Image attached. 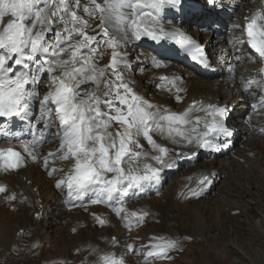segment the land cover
I'll return each mask as SVG.
<instances>
[{"label": "bare ground", "instance_id": "1", "mask_svg": "<svg viewBox=\"0 0 264 264\" xmlns=\"http://www.w3.org/2000/svg\"><path fill=\"white\" fill-rule=\"evenodd\" d=\"M212 1L215 2V4L209 3V0H204L207 13L201 14L199 17H197V16H192L189 13H186L183 8L179 7V5L183 2V0H180V3L177 5L165 3L161 5L159 8L149 7L148 4H150L151 0H139V8L137 9V12H139V16L137 17L133 15V9L124 8L122 11L124 15L126 16L125 21L121 24L119 28L109 25L108 35H105L99 27L100 14L97 12L99 16V23H98V27L100 29L99 36H101L104 39L103 42L100 41L99 44L101 45V42H102L103 43L102 46H104L106 49L104 48L101 49L102 47L100 45L99 47L96 46L95 48H92V45H91L90 47H84L80 49V53L84 57H92L94 60V63L99 68H106L107 64L109 63L111 52H112V49L108 47V44L113 39L118 41L119 43H118V47L116 50L124 53L125 54L124 59L127 61L126 65L125 64L118 65V70L123 75L124 81L128 83L130 87L134 88V92L137 93L139 96H141L143 99L150 102L154 106L151 109L153 113H159V114L184 113L185 110L189 109L187 106V103L189 101L187 102V100L209 99V97L211 96H210V93L208 92H210L211 90H215L219 97H222V99L226 101L227 103L230 102V104H232L231 108L233 110H232L231 117L233 120L231 121V123H233L234 126L237 127L236 128L228 124L227 129L229 130L230 135H224L223 133H221V134H215L213 137H211V139L213 140L212 144L215 145V147H210L205 154L201 155V157L205 156L206 154L210 156V159H208L207 162H204V163H198V162L196 163L195 159L190 160V161L184 160V158L188 155H196L199 153L200 148L197 146L196 143L189 144L187 143V141L177 142L179 140L178 137L173 138V136L168 135L166 131L163 135H161V132L157 130V131L152 132V136L155 142L158 145H161L168 150V153L165 157V159L168 161V164H165V165L157 164L154 160H152V156L159 155V153L155 151L147 143L146 140H144L143 136L139 137L138 139L140 143L143 145V148L139 149V151L146 153V155L140 157L138 163H131V161H129L126 158L124 161V167L128 168L129 166H131L134 169H137V168L140 169L142 172L144 164H152L153 167L163 170L162 175L165 176L164 179L166 180L162 181V179H159L157 182H152L150 184H144L138 189L132 188V191L130 192V196L126 200L122 199L120 196L115 195V196H112L110 200L102 198L103 202L96 203V204L92 203L93 204L92 207L94 209H97L99 207L98 205L103 206V209L105 210V212L102 211L101 209H98L97 211L95 210L94 215L98 218L99 221L102 220L104 222L102 224L99 222L102 226H107L108 228H111L113 232H116V230L114 227H112V224L109 223L108 220L109 219L111 220L112 217L114 216L111 215L110 213L111 211L110 212L108 211L109 207H112L113 210L117 207H123L124 214H123V222L121 223L122 227H127L124 217L131 216L132 212H136L138 214L147 213V215L144 216V219L152 217V219L158 220L159 219V218L157 219L158 215H160L161 212L164 211L161 200H164V197H163L164 194L168 192V189H171V191H169L170 193L169 196H167L168 198L165 197L166 200H169V203L166 205V208H165L166 217L163 220L165 224V230L163 229V231H161L160 233H155L156 235L158 234L160 236H166L167 233H175L176 230H178V228L176 227L177 220L175 218L178 217V215L185 214L188 200L195 201L198 198H202L203 200L208 201V200L214 199V197H207L209 194H208V191H205L206 186L210 184L211 178L213 179V183L211 184V187H210L212 190L215 187V184L218 185V182H219L218 179L219 177H221V174L224 171H226L228 168H232L233 166L234 167L238 166L241 168L244 167L243 172L246 175V177H252L254 174L255 167L249 168V166H247L245 163L239 164L243 158H241V156L238 154H235L233 155V157H230V158H234V157L235 158L232 162H230L228 166L224 167L223 165L222 166H216V165L221 164L220 162L225 160L224 157L225 156L227 157L228 155L227 153H228V150L231 148L232 142L236 140V136H235L236 130L237 132H239L240 130H243L244 133L249 135L248 138L244 139L243 145L247 144V146H249L252 149L255 146H259L260 148L264 146V142L262 138H260L261 135H259L258 132L256 133V128L254 125L255 117L258 118L257 116L258 114L253 113L251 116H249L250 120L246 122V124H244V121L242 122L237 119L239 118V116L233 115L234 113H243L245 105H247V103L249 102V100H246L247 97L245 96V93L249 91V81L257 77L256 73L254 72L247 73V71H245L244 68L242 69L240 66L238 67L234 65L235 63H238L239 61H241L239 62V64L242 65L244 64L243 61L248 58L250 59L246 60L245 61L246 63H253V64L258 65V60L254 57L255 55L253 54L254 49H252L248 45L247 40L244 37V34L242 32L243 18L246 17L247 15H250L251 13L253 14L257 10L264 12V1H261L258 3H251V2L244 3L241 0H238L239 2H237V0H212ZM42 4L44 6H42ZM236 5L238 6V8H242L243 10L240 12L239 15L234 14V17H233L234 24L231 26V28L233 29L235 33H232L233 36H231V38H233L235 42L233 40H229L228 38H224V37L218 38V39L217 37L215 38L212 37L206 44L207 47L211 43L215 44L213 46L214 48L212 51V55L210 56L211 59L213 60L211 61V63H209V66L213 70V74L211 78H205L203 80L202 78H199L191 73H184L183 68L174 61V56L178 52L177 48L180 46L179 44L176 43V41L178 39L179 40L182 39L180 34L182 33L184 37L191 38L192 33L187 27L188 23L195 24L200 21H203L204 23L209 22L217 26L216 22L218 19L221 18V16L223 17V14L224 12H226V9H227L226 7H230V9H235ZM46 7H47V4L43 3V0H40V3L38 5L37 4L33 5V12L37 9L42 10L46 17H48L49 19H52L51 15L49 16V13H48L49 10ZM180 17H182L181 20H180ZM14 19H17V17H13L11 15L10 10L7 13H5L2 16V18H0V32L3 31L5 25L9 21L14 20ZM34 20H35V16L33 15L32 18L29 20H26L25 23L31 26ZM133 20H136V22L140 23L141 26L143 27L155 29L157 33H159L160 28H163L165 33H175V35H168V36H165L164 40H158L157 49L155 51H151L148 49V45L152 44V41L149 40L147 36L142 35L140 39H136L135 36L133 35V27H132ZM56 29L57 28H56L55 21L54 23H52V26L47 25V24L41 25L37 23L34 28V33L42 32V36H43L42 43L48 48V51L47 52H37L31 61L24 59V62L20 65L16 64L15 59L10 60L11 61L10 65L13 70L21 69L22 71L27 73L28 78L30 79V85L28 87L27 92L35 93L34 96L27 98V107L25 111H23L22 116H21V118L26 123H28L29 128L28 129L22 128V131L20 130L18 132L19 138L27 136L28 138H31L34 140L36 132H37L35 126L38 125L36 122L39 121V116L34 115L35 111H37L38 114L41 117H43L44 126L46 125V123H48L47 125L49 128V125L51 124V121H52L53 127L55 128L53 129L49 128L50 132H52L53 134L57 132V135H58L54 137L55 140L48 139V137L46 138V142L47 143L50 142V144L41 148L39 152L37 151L38 155L37 156L35 155L36 156L35 160L30 159L29 156L27 155L25 156V159L30 161V163L32 164L27 167L28 169H26L25 172H23V175L21 177L15 178L14 173L12 171H8V169L0 168V186H3L6 189V191L0 194V200H3L4 203H9L13 201V199H10L9 197L14 196L15 197L14 202L16 203L17 200L21 199L23 196H26L27 198L26 201L17 203V205L23 209L22 210L23 215L29 218L28 222H21L20 224L21 226L18 224V222H12L14 224L12 226H14L15 231L18 232L20 228L24 229V234L17 235L16 240H18V238H20L21 242L23 240L27 248H38L37 241L40 240V239L38 240V238H37V241L34 240L36 239L35 236L40 232L39 230H37V228H38V222L40 223V220H41V219L38 220V218H34L35 213H38L41 210L43 211L44 209H46V206L50 205L51 213L55 210V212H57V215L51 214L50 216L46 217L49 220L47 224L48 226H55V224H57L56 222H58L63 215L69 214V213H75L74 212L75 209L86 210L87 208H81L83 205L82 203L84 201L92 202L94 199H97V193H99L101 190V189H96L94 187H91L90 189L85 191L86 198L82 200L79 197V195L81 196V194H77L74 191L71 195H69V189L66 183L62 185L60 188L56 187V183L58 180H65V181L67 180V176L71 174V170L75 162L72 159L65 160V159L60 158L63 155V151L60 149V140L63 136V131L61 127L59 126L57 114L54 111L50 115L42 116L40 100L44 98V95L49 91V88L51 87L50 85L51 74H49L45 69H47L50 63L55 64L57 60L61 58L59 56L53 55V53L60 52L61 49L67 50L68 52H70L72 50L71 46L77 43V40H70L68 38L71 36L62 38L60 35L61 33L58 32ZM52 36L55 39V42H52V39H51ZM94 37L96 38V36ZM213 38H214V41H212ZM238 40H243L244 42L237 43L236 41ZM226 42L228 44L225 45ZM94 43L96 44L97 41L95 40ZM132 48H136V50H144V52L148 55L147 61L151 62V64L149 63L143 64L142 62H138L137 59L135 60L134 58L136 56H133V57L131 56V53L133 52ZM105 50H108L109 57L107 59L106 66L101 67L98 64L96 59H98L99 56L101 55L100 53L101 52L103 53ZM94 52L98 54L93 55ZM29 53H30V44L24 50V57H26ZM3 54H5V50L0 49V55H3ZM63 59H68V56L64 55ZM156 61H158L161 64V67L154 66V62ZM25 65H27V67H25ZM77 66H79V62L77 63ZM143 66H149L148 68L149 75L144 76V77H137L141 75L140 73L145 72L146 69H142ZM260 69L261 68L259 67V74H261ZM62 71H64V69H57L56 73L54 74L58 75ZM162 76H167L168 79L162 82L160 79V77ZM174 78H179V79H175V83L173 84ZM103 79L112 81L113 83L118 82L116 79V76L112 74L110 69L106 70L105 76ZM233 82L236 85L234 87H233ZM228 85L230 86L229 88H230L231 95L226 99V94L222 93L221 90L224 89L225 87L227 88ZM151 86L154 87V89L157 91V93L160 96L154 95L155 93L152 91ZM43 87H46V88L42 89ZM104 87L105 85L103 84V82H101L100 90H102ZM93 88H95V85L91 83H85L81 85L80 90L81 91L90 90ZM260 89L264 90V88H260ZM100 90H97V93H96L97 95H100ZM204 91H206V93H204ZM39 93H40V98H38ZM237 93H240V95L239 94L235 95ZM177 95H179L181 98L179 101H177L176 99ZM147 97L151 98V100L154 103ZM155 98H157V100L163 99L164 103L156 102ZM184 99L186 100L185 102H183ZM173 103H178V105H174ZM240 103H243V104L242 106L239 107ZM50 106L54 108V106L52 105ZM201 107L204 108V104H201L196 109H191L188 112V118L190 120H194L195 117H199L205 114L204 111L200 110ZM257 107L258 106H256V109ZM103 111L107 112V109L103 108ZM158 122L162 123V121H159V120ZM20 123H17L16 126L17 127L19 126V128L21 129ZM192 125L194 124L190 123L188 125H185V128L190 130ZM117 127L118 126L113 125V127L110 128L109 131L115 132ZM203 128H204V125L200 126L199 128L200 131L198 133H190L191 136L195 138L196 135L202 134ZM21 132H23L24 134H20ZM262 132H264V128L261 130L260 134ZM36 142H38V139H36ZM49 154H53V155H49ZM45 157H47L46 165H45ZM262 157L264 158L263 152H262ZM169 169H172V171H169ZM53 170H56V171H54L52 175H49V172H52ZM178 170L181 172L176 174V171ZM184 171H187V172L184 173ZM203 175H208L209 182L204 186L203 192L201 195L199 196L193 195L189 191V189H197L199 187L198 181ZM213 176L215 177L213 178ZM46 184L51 185V187H49L50 189H52V186L55 185L53 188L54 190L49 189V191H51L49 202L48 203H45V202L38 203L37 199L42 198L43 194L48 196L47 192H44V189H42L44 185L47 186ZM178 192H179V195H177ZM255 193H257L258 195H256V198H254L253 200H260V199L264 200V198H262V196L260 195V192L256 191ZM240 194L241 193H239V196ZM57 197L58 199L56 200L55 198ZM53 198L56 200V202L55 200H53ZM58 200H60V205L57 203ZM52 201H53V204H52ZM259 204H260L259 201L254 202V204L249 202V204L247 205L248 206L247 208L249 209H254L255 207L259 208ZM66 206H68L66 212L60 213L61 208H65ZM87 210H90L91 212L92 209L88 208ZM83 214H84V211L82 212V215ZM128 220L131 221V224H132L131 227H136L137 224L138 225L140 224V222H138L133 217ZM117 223H118V220H117ZM117 223H115V225ZM194 225H195L194 228H190L184 231L185 235L192 237V240L204 238L207 235L208 230H206V228L204 227L203 222L196 223ZM83 227L86 228L85 226ZM88 227H90V225ZM258 227L261 229L264 228V211H263V216H259L258 223L253 226L254 230L259 231ZM250 228H252V226ZM81 229L83 230V228ZM127 230H130V229L128 228ZM86 232L87 231H85V233ZM25 234H29L30 238L28 239L25 238L24 237ZM178 234L180 235V233ZM66 239L67 238H65V240ZM10 240L11 238L9 239V241ZM2 242L0 241V246L4 244ZM6 242L8 241L6 240ZM17 243L18 242H15V244ZM10 244H12L11 241H10ZM8 245H9V242H8ZM115 245H113V243L110 240H108L106 247H105L106 251L107 252L108 250L111 251V249H114ZM4 250H6L5 247L3 248V251ZM61 258H63V256ZM63 261H64V258H63Z\"/></svg>", "mask_w": 264, "mask_h": 264}, {"label": "snow or ice", "instance_id": "2", "mask_svg": "<svg viewBox=\"0 0 264 264\" xmlns=\"http://www.w3.org/2000/svg\"><path fill=\"white\" fill-rule=\"evenodd\" d=\"M34 0H0V18L9 10L13 17L17 19L9 21L2 32H0V49L5 50V54L0 55V117H13L21 114L27 107V98L35 95L29 93L25 89V85L29 83L27 73L19 74L15 79H9L6 76L11 70L9 60L15 59L17 65L24 62V59L31 61L37 52H47L48 48L42 43V32H35V25H51L53 19L45 16L42 10L33 12ZM94 5L93 9H85L89 15L96 12L100 14V29L108 35V26L112 25L119 28L125 21L126 16L123 13L124 8L133 9V15L139 16L137 9L139 8V0H104L103 4L98 0H91ZM212 0H209L211 3ZM165 3L177 5L180 0H151L149 7L159 8ZM63 4V0H61ZM35 16L32 25L25 23L26 20ZM55 12L52 13L54 17ZM73 21L79 22L80 18L72 13ZM247 24L245 31L248 36L247 43L254 49L258 55L264 59V25L258 24V21L264 20V12L257 10L250 18L246 17ZM83 26L76 27L69 31V36L78 35L80 39L71 46V51L61 49L60 52L53 55L61 57L55 64H49L45 69L51 74L49 91L40 100L42 116L50 115L53 111L57 114L59 126L63 131L60 140V149L63 151L61 159H72L75 163L71 170V174L67 176V180H58L56 187L60 188L65 183L69 189V195L74 192L82 194L83 191L93 183L102 184L100 192L97 193V199L92 203H101L103 199L110 200L116 193H125L128 188L139 185L143 181L156 178L160 169L153 167L152 164H144L143 170L134 169L131 166L124 167V161L127 158L131 163H138L140 157L146 153L139 151L143 145L139 141V137L143 136L144 140L159 153L152 156L157 164L165 165L168 161L165 159L168 150L158 145L152 132L159 130L161 135L168 133L173 138L178 137L177 142L187 141V143H196L198 147H215L206 138L213 133H223L230 135L229 130L225 127L224 119L227 109L217 105H207V109L201 107V111H207L212 117L211 121L203 120L205 131L196 135L195 138L190 133H198V127H192L190 130L185 125L193 123L198 126L201 123L200 117L194 120L188 118V112L198 106V102H193L189 109L181 114L172 113H153L151 109L154 107L150 102L143 99L126 83L123 75L118 70V65L125 64L124 53L117 51L118 41L112 40L108 47L112 49L111 57L106 68H99L92 57H84L80 53V49L90 47L95 41V37L87 32V21L82 22ZM133 35L136 39L141 36H148L151 39H161L163 36L175 35V33H165L163 28L159 29V35L153 28L142 27L136 20L132 22ZM59 35V34H58ZM182 46L190 48L195 53L202 55L200 45L189 37L180 34ZM243 43V40L236 41ZM30 44V53L24 57V50ZM98 53H93V55ZM67 55L68 59H63ZM197 57L194 55L193 59ZM79 62V66L77 63ZM201 62H205L202 60ZM154 66L161 67L156 61ZM207 66V65H206ZM27 67V65H25ZM57 69H64L58 75ZM111 70L116 76L118 82L113 83L104 80L106 70ZM264 73V68L260 69ZM161 80H167V77H160ZM173 79V84L175 83ZM101 82L105 87L100 90ZM91 83L95 88L81 91V85ZM251 83V81H249ZM100 90V95H97ZM177 101L181 98L176 96ZM50 105L54 106L51 107ZM107 112L103 111V108ZM162 121L161 122H158ZM113 125L118 126L115 132L109 131ZM174 134V135H173ZM35 147V142L23 144L24 152L31 159L35 160L36 156L30 148ZM53 155V154H49ZM23 157L20 152L12 148L0 149V168L16 169L21 166ZM47 157H45V165ZM171 166V165H169ZM49 172L52 175L53 172ZM110 174V175H109ZM209 182V177L203 175L199 181L197 189H189L196 196L203 192L204 186ZM6 189L0 186V192ZM15 199L14 196L9 197ZM117 216L124 212L123 207L114 209ZM147 213L138 214L132 212L131 216L138 222L142 223ZM126 226L131 227V221L124 217ZM104 223L102 220L99 221ZM154 243L148 247L151 249L147 255L154 258H168V254L179 248L180 242L175 239L164 237L153 238ZM113 238V243H115ZM129 250H133L131 244L128 245ZM101 264H122L118 262L111 254H105L100 257Z\"/></svg>", "mask_w": 264, "mask_h": 264}, {"label": "rangeland", "instance_id": "3", "mask_svg": "<svg viewBox=\"0 0 264 264\" xmlns=\"http://www.w3.org/2000/svg\"><path fill=\"white\" fill-rule=\"evenodd\" d=\"M98 2L102 4L104 0H98ZM39 3L40 0H34L33 5H38ZM43 3L47 4L46 8L49 10V16L51 15L52 19H54L57 28L56 30L61 33L60 35L62 38L69 36L70 30H73L78 26L82 27V22L87 21L88 27L86 30L89 35L96 36L95 40L97 41L96 44L94 43L95 41L93 42L94 44H92V48H95L96 46L99 47V42H103L104 39L99 36V16L97 12L94 15H89L87 12H85V9L91 10L94 8L91 0H63V4H61V0H43ZM42 6L44 5L42 4ZM53 12L56 13L54 17L51 14ZM73 12L77 17L80 18L79 22L73 21ZM68 38L70 40L77 41L80 39V37L74 33ZM51 39L52 42H55L53 36ZM102 42L100 45L102 47L101 49H106L104 46H102ZM132 49L133 52L131 53V56H136L134 58L135 60L137 59L138 62H142L143 64H151V62L147 61L148 55L144 52V50H136V48ZM100 54L101 55L96 60L101 67H105L109 57V52L108 50H105ZM140 74L141 75L137 77L148 76V69H146L144 73ZM45 88L46 87H43L42 89ZM151 89L155 93L154 95L160 96L153 86H151ZM149 99L151 100V98ZM155 100L156 102L164 103L163 99L157 100V98H155ZM173 104L178 105V103ZM39 117L42 119L41 116ZM49 128H55L53 127L52 121L49 125ZM263 133L264 132H262L260 135ZM243 147L245 148H241L242 151H239L238 155H240L241 158L245 160L242 159L239 164L245 163L247 166H249V168L255 167L253 176L246 177L243 172L244 167L241 168L238 166H233L230 168V170L224 171L222 173L224 175L221 176V182L219 181L220 183L209 196L214 197V199L208 201L199 200L202 198H198V200L195 201L188 200L185 214L178 215V217L175 218L177 220L176 227L178 230H176L175 233H167L166 236H160L158 234L156 235L155 233H160L163 231V229L165 230V224L163 220L166 217V205L169 203V200H166L165 197L169 196V191H171V189H168V192L163 196L164 200H161L164 211H162L157 217V219H161L156 220L152 219V217L146 218L144 219L145 221L143 220V225L142 223L138 225H142L138 229H136L137 226L128 227L130 230H127V227H122L121 223L123 222L124 212H122L120 216H117L115 212H110L114 217H112L111 220L109 219L108 222L112 224V227L115 228L116 232H113V230L107 226H102L99 223L98 218L94 215L95 210L97 211L98 209H101L105 212L102 205H98L101 208L98 207L97 209L91 207L92 210L94 209L93 211L91 210V212L87 209H75V211L73 210L75 213L63 215L60 220L56 222L57 224H55V226H48L46 223H48L49 220L48 222L40 220L41 224L46 225L45 227H40V223L38 222L37 230L40 232L35 236L36 239L34 240L37 241V238L41 241L44 240L40 246L42 248L41 250L38 245L40 244V240L37 241L38 248H27L23 240L22 242L20 241V238L16 240V233H18L20 230H23L22 234H24V229L20 228L18 232L15 231L14 226H12L14 225L12 222H18L20 225L21 222H28L29 218L23 215V209L17 205V202L15 203L12 201L9 203H4L3 200H0V241H3L2 243H4L0 246V264H101L100 257L102 255L108 254L110 251L108 250L107 252L105 247L107 241L110 240L109 238L112 236L117 237V245L115 246L117 252L114 253L111 251L110 254H114L116 261H122V263L126 264H264V228L261 229L258 227L259 231L254 230L253 228V226L258 223L259 216H263L264 211V200H253L256 198V195H258L255 193L256 191L260 192V195L262 198H264V158L262 157V152L264 153V146L262 148L255 146L257 148L253 147L252 149L247 146V144H245ZM234 158L231 160V162L234 160ZM23 172H25V169L22 170V172L15 174L14 177H20ZM186 172L187 171H184V173ZM48 185H44L42 189H44V192H47L48 197L50 198L51 191H49V187H51V185ZM54 186H52V189L50 190H54ZM239 193H241L240 196ZM43 195L47 196L45 194ZM55 199L57 200L58 197ZM257 201L260 202L259 208H247L249 202L254 204V202ZM48 206L50 207V205ZM83 211L84 214L82 215ZM63 212L64 210L60 211V213ZM51 214L57 215V212L54 210L47 216H50ZM200 222H203L204 227L206 230H208L207 235L204 238L192 240V237L185 235L184 231L194 228V224ZM115 223L117 224L115 225ZM87 225H90V227ZM83 226L87 227L84 228ZM251 226L252 228H250ZM81 228H83V230ZM85 231L87 232L85 233ZM178 233H180V235ZM29 234H25L24 237L27 239L30 238ZM64 237L68 240H65ZM156 237L179 240V248L171 251L168 254V258L149 257L147 253L151 249L148 246L155 242L153 238ZM10 238L12 244H10ZM90 239L92 243L88 245V240ZM6 240L11 246L8 245ZM92 240H94L95 243ZM15 242L18 243L15 244ZM129 244L133 246V250L131 251L128 248ZM12 246L14 247L12 248ZM4 247L6 250L3 251ZM62 256L64 261L63 258H61Z\"/></svg>", "mask_w": 264, "mask_h": 264}]
</instances>
